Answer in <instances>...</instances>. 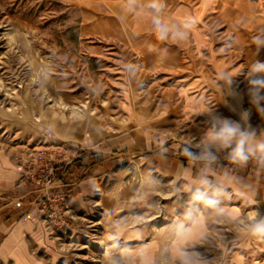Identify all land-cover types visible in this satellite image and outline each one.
Masks as SVG:
<instances>
[{
  "label": "crops",
  "instance_id": "0c3cea01",
  "mask_svg": "<svg viewBox=\"0 0 264 264\" xmlns=\"http://www.w3.org/2000/svg\"><path fill=\"white\" fill-rule=\"evenodd\" d=\"M50 1L77 14L104 87L50 79L0 128V264L82 259L61 226L26 217L17 156L55 145L75 161L57 187L80 179L73 245L104 247L88 259L264 264V87L252 83L264 74L251 71L264 63V0ZM226 123L232 143L211 141Z\"/></svg>",
  "mask_w": 264,
  "mask_h": 264
},
{
  "label": "rangeland",
  "instance_id": "374dc122",
  "mask_svg": "<svg viewBox=\"0 0 264 264\" xmlns=\"http://www.w3.org/2000/svg\"><path fill=\"white\" fill-rule=\"evenodd\" d=\"M89 45L80 36V19L71 9L50 0H0V128L26 106V92L39 91L50 79H64L70 87L81 83L84 90L95 83L103 88L105 64L87 55L84 50ZM72 221L69 212L66 223L60 225L67 233L65 252L82 255L75 264H103L87 256L99 257L102 244L73 245Z\"/></svg>",
  "mask_w": 264,
  "mask_h": 264
},
{
  "label": "built area",
  "instance_id": "2783aa9c",
  "mask_svg": "<svg viewBox=\"0 0 264 264\" xmlns=\"http://www.w3.org/2000/svg\"><path fill=\"white\" fill-rule=\"evenodd\" d=\"M17 160L20 182L31 189L26 217L33 220L45 218L58 226L65 224L69 213L68 200L80 181L57 187L61 177L75 162L68 156L67 149L62 145L26 148Z\"/></svg>",
  "mask_w": 264,
  "mask_h": 264
},
{
  "label": "clouds",
  "instance_id": "9594fccd",
  "mask_svg": "<svg viewBox=\"0 0 264 264\" xmlns=\"http://www.w3.org/2000/svg\"><path fill=\"white\" fill-rule=\"evenodd\" d=\"M252 73L255 74H264V63H256L252 69ZM252 83L254 85H258L264 87V75H257L253 78ZM237 135V128L228 126V123L225 124L224 127L220 128L219 130H214L210 134V140L214 142H220L225 146L232 143L233 139ZM245 137L243 135L240 136V139L237 142V147L235 149V156L238 157L240 160H246L247 155L244 152V144H245ZM261 150H264V143L259 145ZM254 230L257 232H264V223H258L255 225Z\"/></svg>",
  "mask_w": 264,
  "mask_h": 264
}]
</instances>
